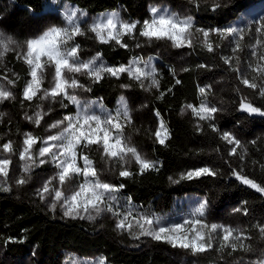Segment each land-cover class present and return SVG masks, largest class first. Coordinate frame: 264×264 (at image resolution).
I'll list each match as a JSON object with an SVG mask.
<instances>
[{"label":"trees","instance_id":"1","mask_svg":"<svg viewBox=\"0 0 264 264\" xmlns=\"http://www.w3.org/2000/svg\"><path fill=\"white\" fill-rule=\"evenodd\" d=\"M47 1L0 0V32L13 36L23 45L37 33L32 30V24L49 19L62 25V17L48 10ZM62 1L72 3L91 15L121 9L122 18L141 22L150 18L149 7L152 4L166 3L175 12L182 14L183 9V16L191 15L194 28L207 30L226 29L251 5L262 0H200L199 8L189 0ZM213 3H219L220 7L213 10ZM251 39L250 34L245 37L241 42L242 50L236 51L237 56L232 59L230 54L236 45L227 37L220 38L213 33L210 40L214 51L210 52L202 45V36L195 33L193 47L184 48L182 55L175 57L163 41L148 43L140 37L138 26L135 40L124 39L129 47L123 48L116 43L98 44L97 51L105 64L114 67L129 64L133 57L158 56L159 88H141L139 82L129 79L127 74L118 79L105 75L99 83L85 81L87 88H91L87 91L89 96L102 100L109 110L118 106L119 97L127 99L132 122L125 127L124 134L142 155L156 161L159 167L158 171H146L140 175L138 165L133 162L127 166L133 175L125 178L119 176L118 165H108L111 176L102 173L101 179L124 185L117 193L119 202L116 210L121 213L130 210L133 216L167 217L161 223L167 226L183 223L186 218L189 220L185 218L189 200H194L196 207L207 201L205 215H221L241 209L236 212L241 216L244 235L251 237L243 240L251 246L250 251L232 252L231 248L219 251L221 236L214 233L213 249L195 255L194 261L184 264H254L260 260L255 253H264V237L257 227L264 225V194L244 184L234 174L239 173L264 186V117L250 116L239 110L242 100L264 109V96L260 95L259 88L252 89L242 83V79L252 80L254 77L260 86L263 85L262 78L264 81V76L249 70V65H255L249 50ZM81 43L86 45L83 41ZM137 43L142 46L136 47ZM89 44L87 42V46ZM226 58L231 59V64L225 63ZM52 72L54 69H49L44 88L50 87ZM28 73V66L16 58L15 52H9L0 62V85L6 86L14 95V98L0 103V145L12 141L16 151L22 147L24 133L31 132L43 138L50 124L64 114L74 112L69 104L65 109L61 108L59 99L53 106L57 110L54 115L48 113L49 100L39 97L32 101L24 100L23 90L30 79ZM8 80H14L15 86ZM177 80L180 83H176ZM148 83L145 81L146 85ZM201 88L206 90V95H201ZM201 103L218 109L212 119L201 120L187 107L193 105L198 108ZM37 105L48 113L39 127L25 118L26 114L33 116L40 110ZM161 120L170 134L166 146L157 143L154 135ZM224 133H231L241 141L242 146L237 148L236 155L231 154L234 145L223 139ZM39 146L37 144L34 151ZM87 154L97 168L104 166L96 146H92ZM204 167L216 174L181 179L182 174ZM52 169L44 164L34 168L32 173ZM9 175L6 186L10 190L0 191V249L13 261L64 264L65 259L76 257L86 261L103 258L106 264H178L168 253V243L149 236L133 239L127 231L118 229L117 223L123 216L104 212L95 220L62 217L47 209L33 186H23L19 193L16 192L9 182L17 175ZM178 215L182 218L177 219ZM199 218L204 221L203 217ZM128 219L134 223L132 217ZM133 232H138V229L134 227ZM144 241H148L150 246H145Z\"/></svg>","mask_w":264,"mask_h":264},{"label":"snow or ice","instance_id":"2","mask_svg":"<svg viewBox=\"0 0 264 264\" xmlns=\"http://www.w3.org/2000/svg\"><path fill=\"white\" fill-rule=\"evenodd\" d=\"M189 3L197 8L200 6V0H189ZM219 7V3H213V10ZM149 12L150 18L142 22L140 20H125L117 12L100 14L94 17L92 23L88 25V31L93 33L101 44L114 41L123 48L129 47L123 41L125 36L133 40L136 39L138 26L139 36L145 38L146 42H170L173 48L193 47V36L198 33L202 36V45L210 52L214 51L210 36L215 33L220 38L239 37L234 51L242 50L240 41L245 36L243 29L236 27L207 30L194 28L191 15L181 17L167 8L157 6H150ZM86 15L87 13L83 10L65 4L62 13L64 26H50L39 35L28 38L23 42V45L13 36L0 32V62L9 52H15L16 58L22 59L29 68L30 79L26 82L23 90L24 100L32 101L39 97L41 100L57 101L59 98L61 107L66 108L68 104L76 106L75 114L65 115L61 120L48 126L50 134L46 137L34 136L31 132L24 133L22 147L18 153L13 148L12 141L0 145V150L9 154L7 156L0 155V191L10 190L6 185L10 178L9 166L13 163L11 155L18 154L19 161L22 162L23 175L16 179L15 183L20 186L29 182L30 174L35 167L46 163L55 165L57 170L55 175L38 189L37 194L42 200L51 196L50 208L55 211L59 205L65 217L95 220L104 212L123 216L117 223V228L127 231L133 239L149 236L156 241L166 242L173 248L190 251L193 255L212 250L213 234L219 232H222L219 251L226 248H231L232 252L250 251L251 246L243 243V240L251 239V237L245 236L241 229L215 223L208 224L199 218L206 214L207 201L200 203L194 209L193 216L197 218L186 219L183 223H172L167 226L161 225L159 219L147 215L133 216L130 210L127 213L116 210L119 202L117 193L124 188V185H115L102 180L101 174L106 169L96 167L93 159L87 154L88 150L92 146H97V149L102 151L101 161L105 165H118L119 176L125 178L133 175L127 167L133 162L138 165L140 175L146 171H158L159 167L156 161L142 155L137 147L131 144L130 138L124 134L125 127L132 122L127 99L123 96L119 97L118 106L114 110L107 109L101 101L82 100L76 90L91 91V88L85 87L80 82L79 76H87L93 83H99L105 78V75L118 79L122 74H127L129 79L139 82L140 87L146 89L159 88V80L155 67H152L142 57H134L129 64L118 67L105 64L99 52L88 60L81 59V46L75 41L77 37L85 35L81 21ZM255 32L260 34V38L256 39L253 47L264 49V18L259 19ZM141 46L139 43L136 44V47ZM18 49L21 50L18 51ZM252 55L257 56V62L254 66L249 65V67L258 76H264V51L259 54L253 51ZM231 62L230 58L225 59V63L231 64ZM49 69H54L51 85L44 88V81ZM145 81L149 83L146 85ZM8 83L15 86L14 80H8ZM176 83H180V81L177 80ZM242 83L252 89L259 88L260 95L264 96V87L255 82V77L252 80L244 78ZM121 87L127 88L129 85H121ZM200 92L201 95L207 94L204 88H201ZM11 98H14L13 93L0 85V103ZM64 101L68 103L65 104ZM93 105L99 109L98 113L92 110ZM187 107L192 109V113L201 120L212 119L213 114L218 111L217 108L210 107L207 103H201L198 108L193 105H187ZM37 108L40 110L33 116L26 114L25 118L39 127L41 120L48 113L40 105H37ZM239 110L250 116L264 117V109L256 107L246 100H242ZM156 115L159 116V113ZM52 129H58V131L53 134L51 133ZM213 130L216 129L213 127ZM154 135L157 143L166 146L170 134L162 120ZM223 139L234 145L231 154L236 155L237 148L242 146L241 141L231 133H224ZM37 144L40 146L38 150L34 151ZM215 174L210 168L204 167L182 174L181 179H193ZM234 174L244 184L264 194V186L247 177L240 176L239 173ZM169 180L172 178L169 177ZM54 181L58 183V186H53ZM172 182L179 183V181ZM235 211L239 212L241 209ZM244 214L247 215L246 210ZM129 217H132L134 223L129 221ZM134 227L138 229V232H133ZM257 227L261 236L264 237V225ZM9 239L11 240V238ZM96 264H106V262L100 258ZM254 264H264V259L254 262Z\"/></svg>","mask_w":264,"mask_h":264},{"label":"rangeland","instance_id":"3","mask_svg":"<svg viewBox=\"0 0 264 264\" xmlns=\"http://www.w3.org/2000/svg\"><path fill=\"white\" fill-rule=\"evenodd\" d=\"M67 4L69 7H76L78 8L76 5L72 4V3H69L67 1H62V0H48L46 5L47 7H49L50 9L48 10H51V11H54V14H56L57 16H60L62 17V13L64 12V5ZM151 6H157V7H161V8H167L169 9L171 12H174V13H177L178 15H182L183 16V13H184V10L182 9V14L181 12L178 13V12H175L174 10H172V8L170 6H168L166 3H157V4H152ZM55 9V10H54ZM80 9V8H78ZM150 9V7H149ZM82 10V9H81ZM84 12H86L85 10H83ZM111 12H117L120 14V16L122 17V12H121V9L119 10H115V11H107L103 14H107V13H111ZM87 13V12H86ZM100 14L98 15H91V14H88L86 16H84L82 18V21H81V26L82 28L84 29L85 31V35L83 36H79L76 38V43L78 44H81V51H80V56H81V59L83 60H88L92 57H94L98 51H97V45L98 44H101L99 43L94 34L89 32L88 31V25L92 23L93 21V18L94 17H97L99 16ZM261 18H264V0L262 1H259L253 5H251L246 11H244L239 20H237L235 23H232L230 26L228 27H236V28H239V29H243L244 32H245V36H244V39L242 41L245 40V37L247 35H251L252 36V45H251V48H249L250 50V56L253 60V63L256 64L257 62V56H253L252 55V52L253 51H256L257 54H259L260 52L264 51V49L262 48H254L253 46L255 45V41L256 39H259L260 38V34L259 33H256L255 32V27L257 26V23L259 21V19ZM124 19V18H123ZM127 20V19H125ZM37 24V25H36ZM53 25H57L55 23H53L52 21H50L49 19L48 20H45L43 21L42 23L38 24V22L34 23L31 25V28L32 30L36 33L35 36L39 35L43 30L47 29L48 27L50 26H53ZM59 26H64V22L62 25H59ZM227 27V28H228ZM40 29V30H39ZM253 30L254 32L252 33ZM34 36V37H35ZM127 38V36H125L123 38V41L124 39ZM227 39L229 41H231L232 43H234V45H236V42L237 40L239 39V37H227ZM86 45H82V42ZM240 41V43L242 42ZM87 42L90 44L87 46ZM111 43H115L114 41L111 42ZM163 44L167 46V48L169 49L170 48V52H174L175 54V57H180L182 55L183 52H181L184 48H173L170 44V42H164L163 41ZM86 47V48H84ZM82 48H84L82 50ZM186 48V47H185ZM21 49H18V51H20ZM230 56H232V59H234L236 56H237V53L236 51H231V54ZM134 58V57H133ZM132 58V60H133ZM135 58H140L139 56L135 57ZM145 61L149 62V64L152 66V67H155L156 69V65L157 63L159 62V57L156 56V55H149V56H146V57H142ZM131 60V61H132ZM130 61V62H131ZM104 62V61H103ZM249 70L252 71V68H250ZM79 80L82 84L85 85V87H87V85L85 84V81H89L90 79L87 77V76H79ZM262 87H264V81H263V78H262ZM51 85V84H50ZM5 87L6 89H8L6 86H3ZM77 92V95L82 99V100H87V101H101L100 99H93L89 96L88 92L87 91H83L81 89H77L76 90ZM59 99V98H57ZM49 103V110H48V113L49 114H56V109L53 108V106L56 103V101H51L49 100L48 101ZM103 103V102H102ZM71 105V104H69ZM104 105V104H103ZM74 109V112L72 114H75L76 112V106L74 105H71ZM61 107V105H60ZM63 108V107H61ZM65 109V108H64ZM92 110L93 111H96L97 113L99 112V109L93 105L92 107ZM66 114H64L59 120H61ZM56 131H58V129H52L51 130V133H55ZM50 132L49 130L47 129L46 131V134L44 135V137H46L47 135H49ZM97 148V146H96ZM21 149V148H20ZM98 150V149H97ZM99 153H100V156L102 155V151L101 150H98ZM18 153V151H16ZM0 155H9V154H5L2 152L1 150V153ZM11 159L13 161V163L9 166L10 167V174L14 175L16 174L17 175V178H12V180H10L9 182V186L11 188H14V190L16 192H20V189L21 187L23 186H33V188L35 190H38L40 189L43 184L48 180L50 179L51 177H53L56 173V168H55V165L52 164V163H46L48 164L51 168H53L52 170L48 171V172H41V171H36V173H32L30 174V178H29V182L25 185H17L15 183L16 179H18L21 175H23L21 169H19V165L21 163V161H19V157H18V154H15V155H11ZM102 162H100L101 164ZM22 164V163H21ZM104 165L103 169H106L103 173V175H107V176H111V173H110V170H109V166L108 165H105V164H102ZM41 166V165H40ZM35 168H39L38 167H35ZM15 175V177H16ZM53 186H58V183L56 181L53 182ZM51 196H48L46 197L45 200H43V203L45 204V206L47 207V209L51 210V212L53 213H57V214H60V216L62 217H65L63 215V211L62 209L60 208L59 205H57L55 211H53L51 208H50V203H51ZM196 208V204H195V201L194 200H189L188 202V210H186L185 212V218L188 217L189 220L191 219H194L195 217L193 216V212H194V209ZM189 213V214H188ZM140 215H143V214H140ZM139 215V216H140ZM149 217H152L154 219H159L160 220V223L164 222L165 220H167V217H154V216H149ZM177 219L179 218H182L180 217L179 215L176 217ZM204 221L208 224H212V223H215V224H218V225H225V226H231L233 228H238V229H241L243 230L242 228V225H241V216L238 212L232 210L230 211L229 213L225 214V213H222L221 215L219 214H216V213H210L209 215H205L204 217ZM187 219V218H186ZM163 225V224H161ZM217 236H222V232H219V233H215ZM145 243V246H150L149 242L148 241H144ZM167 249H168V253L169 255L174 259V261L178 264H184L186 263L187 261H194V257L195 255H193L190 251H186L184 249H180V248H173L170 244L167 246ZM256 256H260V260L261 259H264V253H255ZM98 260H93V261H86V260H81L79 258H76V257H71V258H68L67 260L65 259V263L64 264H96ZM0 264H29V261L27 260H23L19 263L13 261L12 259H10L9 257H7L3 252L2 250L0 249Z\"/></svg>","mask_w":264,"mask_h":264}]
</instances>
